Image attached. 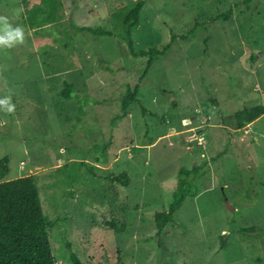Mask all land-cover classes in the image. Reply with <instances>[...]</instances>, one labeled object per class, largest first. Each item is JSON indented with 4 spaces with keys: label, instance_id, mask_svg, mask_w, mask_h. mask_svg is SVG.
I'll return each instance as SVG.
<instances>
[{
    "label": "rangeland",
    "instance_id": "rangeland-1",
    "mask_svg": "<svg viewBox=\"0 0 264 264\" xmlns=\"http://www.w3.org/2000/svg\"><path fill=\"white\" fill-rule=\"evenodd\" d=\"M137 1L0 0L25 33L0 48L5 180L34 176L55 264H264V114L234 120L264 106V0H141L134 50L170 44L145 76L123 33ZM193 166L197 194L157 234ZM123 172L127 185L109 177Z\"/></svg>",
    "mask_w": 264,
    "mask_h": 264
},
{
    "label": "trees",
    "instance_id": "trees-1",
    "mask_svg": "<svg viewBox=\"0 0 264 264\" xmlns=\"http://www.w3.org/2000/svg\"><path fill=\"white\" fill-rule=\"evenodd\" d=\"M143 5L144 2L139 0L127 12L123 21V33L130 54L147 57L143 71V76H145L151 65V58L164 55L169 50L170 44H166L162 48L134 50L131 34L132 29L138 24ZM228 17L229 12L218 16L222 20H227ZM94 32L108 34L101 30ZM140 79L127 84V90L121 98L122 113L118 115L119 118L126 113L129 105L137 100ZM60 94L66 99H71L74 94L73 85L64 82V88ZM263 114L264 106L255 105L236 111L234 120L237 128H242ZM198 170L197 166L179 170L180 175L184 177L178 181L177 186L171 192L164 209L155 214L154 223L157 234H160L164 227L173 220L175 212L181 207L186 196L197 194L194 181L199 175ZM8 171V156H4L0 159V264H55L49 236L53 222L42 210L39 189L34 176L5 180ZM190 175L191 177H189ZM109 177L122 185H127L129 181L125 172L114 178L113 176ZM70 262L71 264H81L74 255L71 256Z\"/></svg>",
    "mask_w": 264,
    "mask_h": 264
},
{
    "label": "clouds",
    "instance_id": "clouds-1",
    "mask_svg": "<svg viewBox=\"0 0 264 264\" xmlns=\"http://www.w3.org/2000/svg\"><path fill=\"white\" fill-rule=\"evenodd\" d=\"M25 42V33L22 26H13L6 16H0V48H12ZM11 98L0 100V108L6 107L8 113L15 111V105L10 103Z\"/></svg>",
    "mask_w": 264,
    "mask_h": 264
},
{
    "label": "water",
    "instance_id": "water-1",
    "mask_svg": "<svg viewBox=\"0 0 264 264\" xmlns=\"http://www.w3.org/2000/svg\"><path fill=\"white\" fill-rule=\"evenodd\" d=\"M186 140H187V141H190V140H191V138L187 137V138H186Z\"/></svg>",
    "mask_w": 264,
    "mask_h": 264
}]
</instances>
